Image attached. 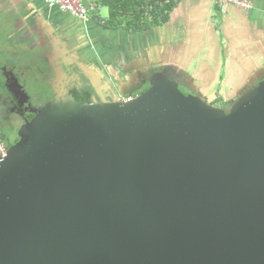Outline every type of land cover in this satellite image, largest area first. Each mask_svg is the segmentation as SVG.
I'll return each mask as SVG.
<instances>
[{"label":"water","instance_id":"obj_1","mask_svg":"<svg viewBox=\"0 0 264 264\" xmlns=\"http://www.w3.org/2000/svg\"><path fill=\"white\" fill-rule=\"evenodd\" d=\"M181 87L167 66L35 109L0 162V264H264V79L226 108Z\"/></svg>","mask_w":264,"mask_h":264},{"label":"crops","instance_id":"obj_2","mask_svg":"<svg viewBox=\"0 0 264 264\" xmlns=\"http://www.w3.org/2000/svg\"><path fill=\"white\" fill-rule=\"evenodd\" d=\"M115 1L122 10H146L141 21L148 27H109L112 7L106 0H85L98 5L88 20L47 0H0V88L10 77L31 100V75L38 86V79L49 86L44 97L52 91L51 100L58 91L80 90L86 98L106 99L171 66L184 88L215 106L264 79V0H254L248 11L221 9L211 0ZM170 3L165 18L162 7Z\"/></svg>","mask_w":264,"mask_h":264},{"label":"flooded vegetation","instance_id":"obj_3","mask_svg":"<svg viewBox=\"0 0 264 264\" xmlns=\"http://www.w3.org/2000/svg\"><path fill=\"white\" fill-rule=\"evenodd\" d=\"M4 85L5 86L0 88V134L6 144L10 146L20 140L21 128L27 121L31 120L35 116L34 110L37 108L31 105L30 100L24 92L19 89L17 84L14 83L12 78L8 77L7 83ZM181 89L184 90V87ZM130 91L132 90L126 92L125 98L131 97L129 94ZM135 94H138V92H134V95ZM115 97L123 98L120 94ZM78 98L79 97H77V101L79 102ZM88 98L90 99L87 102L79 103L92 102L98 97L95 98L91 96ZM106 99L109 100L111 98L108 97ZM97 100H101V98H98Z\"/></svg>","mask_w":264,"mask_h":264},{"label":"built area","instance_id":"obj_4","mask_svg":"<svg viewBox=\"0 0 264 264\" xmlns=\"http://www.w3.org/2000/svg\"><path fill=\"white\" fill-rule=\"evenodd\" d=\"M215 2L221 9L225 6H232L244 11L254 9V0H211ZM50 6L57 7L60 10L67 11L81 20H88L91 13L95 12L98 5L95 3H85V0H47ZM264 19V14H263ZM131 98V97H128ZM9 145L0 134V162L7 156Z\"/></svg>","mask_w":264,"mask_h":264},{"label":"trees","instance_id":"obj_5","mask_svg":"<svg viewBox=\"0 0 264 264\" xmlns=\"http://www.w3.org/2000/svg\"><path fill=\"white\" fill-rule=\"evenodd\" d=\"M157 0H151L150 4H155ZM107 4L112 7L110 12V17L108 19V26L112 28H128V29H142L144 27H148L149 22H146V25L142 24V17L146 14V10H127L126 8L120 9V3H116L115 0H106ZM122 7H126V4L122 3ZM172 4H167L166 6L162 7L163 12H165V18L168 15L169 10L171 9ZM152 13L156 14V9H151ZM148 18V17H147ZM80 92V93H79ZM76 98L79 96L87 97L88 94H82L83 91H74L72 92ZM82 94V95H81ZM90 98H86L87 102ZM80 102V101H79Z\"/></svg>","mask_w":264,"mask_h":264},{"label":"rangeland","instance_id":"obj_6","mask_svg":"<svg viewBox=\"0 0 264 264\" xmlns=\"http://www.w3.org/2000/svg\"><path fill=\"white\" fill-rule=\"evenodd\" d=\"M101 13L105 17L108 16L107 8L104 7V9L102 10ZM22 77H23L24 80H26V76L25 75H23ZM30 77H31L32 80L30 79ZM38 80L40 81V83H42L39 86H38L37 82L35 80H33V76L30 75V76H28V81H27V85H26V89L31 95V100H30L31 105L33 107H35V108H39V107L47 104L48 102L54 100V98H52V100L50 99L52 97V91H51L50 96L44 97L45 95L48 94V92L46 90H44L43 88L49 89V86L44 83L43 79H38ZM41 88H42V90H41ZM181 88H183V87H181ZM182 91L184 93H186V95L189 94V90H187L186 88H184V90H182ZM78 99H79L80 102L86 101L85 100L86 98L84 96L83 97L79 96ZM214 105L217 106L218 108H226V107H229L230 103L224 105L223 103H218L217 102V103H214Z\"/></svg>","mask_w":264,"mask_h":264}]
</instances>
